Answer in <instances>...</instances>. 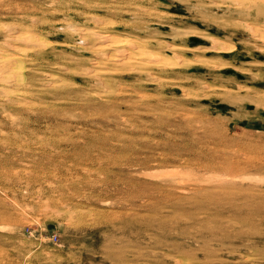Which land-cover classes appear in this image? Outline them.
<instances>
[{
	"label": "rangeland",
	"instance_id": "374dc122",
	"mask_svg": "<svg viewBox=\"0 0 264 264\" xmlns=\"http://www.w3.org/2000/svg\"><path fill=\"white\" fill-rule=\"evenodd\" d=\"M0 264H264V0H0Z\"/></svg>",
	"mask_w": 264,
	"mask_h": 264
}]
</instances>
